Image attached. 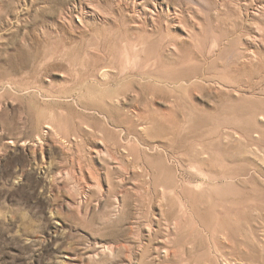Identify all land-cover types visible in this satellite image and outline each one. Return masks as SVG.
Segmentation results:
<instances>
[{
  "label": "rangeland",
  "instance_id": "374dc122",
  "mask_svg": "<svg viewBox=\"0 0 264 264\" xmlns=\"http://www.w3.org/2000/svg\"><path fill=\"white\" fill-rule=\"evenodd\" d=\"M0 264H264V0H0Z\"/></svg>",
  "mask_w": 264,
  "mask_h": 264
},
{
  "label": "bare ground",
  "instance_id": "6f19581e",
  "mask_svg": "<svg viewBox=\"0 0 264 264\" xmlns=\"http://www.w3.org/2000/svg\"><path fill=\"white\" fill-rule=\"evenodd\" d=\"M94 6H95V5H94ZM137 14H138V13H137ZM175 19H178V18H176V16H175L173 20H175ZM179 23H180L181 26H184V24H183L180 20H179ZM179 23H178V24H179ZM174 24H175V23H174ZM183 28H184V27H183ZM102 73H103V75H104V74L107 73V72H104V71H103ZM46 128H49V127H46ZM105 250H110V249H109V248H105Z\"/></svg>",
  "mask_w": 264,
  "mask_h": 264
}]
</instances>
